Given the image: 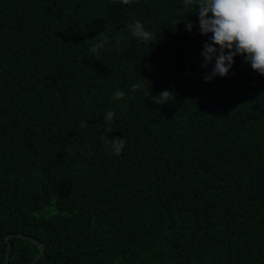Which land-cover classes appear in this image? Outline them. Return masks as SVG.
<instances>
[{
    "label": "trees",
    "instance_id": "obj_1",
    "mask_svg": "<svg viewBox=\"0 0 264 264\" xmlns=\"http://www.w3.org/2000/svg\"><path fill=\"white\" fill-rule=\"evenodd\" d=\"M209 37L183 0H0V264L41 253L17 234L36 264H264V75L205 82Z\"/></svg>",
    "mask_w": 264,
    "mask_h": 264
},
{
    "label": "clouds",
    "instance_id": "obj_2",
    "mask_svg": "<svg viewBox=\"0 0 264 264\" xmlns=\"http://www.w3.org/2000/svg\"><path fill=\"white\" fill-rule=\"evenodd\" d=\"M120 2L128 5L132 0ZM183 4L186 11L195 6L196 14L199 15L201 35L210 34L201 53L204 58L201 66L207 68L213 61L214 66L211 72L205 75V82L217 76L227 77L237 55L244 57L245 62L250 63L254 71L264 75V0H183ZM186 23L187 29L192 30L193 24L190 21ZM127 27L132 37L139 42L153 44L158 41L156 34L146 30L140 20H135ZM97 37L98 42L89 49L92 53H97L108 41L104 32L95 38ZM147 82L150 81L142 78L141 82L131 84L132 91L140 89ZM124 96V91L117 90L113 98L123 99ZM175 98V94L169 90L151 97L156 105H163ZM114 116V111H108L104 116V122L111 123ZM86 126L87 122L81 123V127ZM105 131L113 132L111 128H106ZM106 143L111 146L116 156H119L125 147L124 138L111 137Z\"/></svg>",
    "mask_w": 264,
    "mask_h": 264
},
{
    "label": "water",
    "instance_id": "obj_3",
    "mask_svg": "<svg viewBox=\"0 0 264 264\" xmlns=\"http://www.w3.org/2000/svg\"><path fill=\"white\" fill-rule=\"evenodd\" d=\"M11 237H13V235H8L6 238L8 240V254H7V260L5 264H9L10 261V255H11V250H12V242H11ZM16 237L18 238H24V239H30L34 242H36L40 247H41V253L34 259V261L32 262V264H36L39 259H41L45 253V248L43 246V244H41L38 240H36L34 237H30L27 235H23V234H17Z\"/></svg>",
    "mask_w": 264,
    "mask_h": 264
}]
</instances>
